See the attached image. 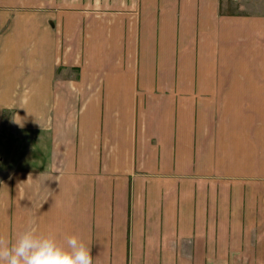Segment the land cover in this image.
I'll return each instance as SVG.
<instances>
[{"label": "crops", "instance_id": "crops-1", "mask_svg": "<svg viewBox=\"0 0 264 264\" xmlns=\"http://www.w3.org/2000/svg\"><path fill=\"white\" fill-rule=\"evenodd\" d=\"M255 2L0 0V128L27 131L0 243L34 220L92 264H264Z\"/></svg>", "mask_w": 264, "mask_h": 264}, {"label": "clouds", "instance_id": "clouds-1", "mask_svg": "<svg viewBox=\"0 0 264 264\" xmlns=\"http://www.w3.org/2000/svg\"><path fill=\"white\" fill-rule=\"evenodd\" d=\"M90 245L75 233L61 239L40 230L34 220L7 245L0 243V264H92Z\"/></svg>", "mask_w": 264, "mask_h": 264}, {"label": "rangeland", "instance_id": "rangeland-1", "mask_svg": "<svg viewBox=\"0 0 264 264\" xmlns=\"http://www.w3.org/2000/svg\"><path fill=\"white\" fill-rule=\"evenodd\" d=\"M241 0H235L236 6H238L241 10H253L259 7V3L255 2V0H251V3L246 4L247 2H240ZM10 112L3 111V117L1 120V123H3V126L6 128H11V117L8 118ZM7 117V118H6ZM1 130L0 128V156L3 158H6V163L4 165V161L0 162V180L6 179L10 174V168L12 167V164L15 163L14 160L21 159L20 156H23L26 152V144H23V149L19 150L17 154H9V151L7 149L15 142V140L18 138L17 136L26 135V130L23 129H17L18 131H8V130ZM21 151V152H20ZM5 153V154H4ZM26 156V154H25ZM3 170H6L5 174ZM4 175V176H3ZM3 176V177H2ZM2 177V178H1Z\"/></svg>", "mask_w": 264, "mask_h": 264}]
</instances>
